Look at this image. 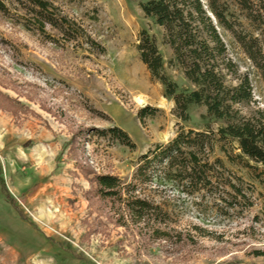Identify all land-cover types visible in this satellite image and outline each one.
<instances>
[{
	"label": "rangeland",
	"instance_id": "1",
	"mask_svg": "<svg viewBox=\"0 0 264 264\" xmlns=\"http://www.w3.org/2000/svg\"><path fill=\"white\" fill-rule=\"evenodd\" d=\"M46 1L74 24L70 35L49 27L38 32L16 5L8 6L9 16L0 14V97L12 108L0 109V171L16 207L0 193V264H264L260 169L235 159L234 146L223 153L214 138L211 151L197 153L200 174L193 180L165 164L138 176L140 157L178 132L220 127L194 105L188 121H178L163 86L140 62L136 46L144 31L155 41L163 74L178 91L190 90L171 63L163 30L141 13L145 0ZM230 10L248 29L242 13ZM217 32L264 110L258 73L231 36ZM112 128L133 149L99 133ZM79 130L87 139L78 166L69 150ZM81 168L117 177L156 210L133 221L93 197Z\"/></svg>",
	"mask_w": 264,
	"mask_h": 264
},
{
	"label": "trees",
	"instance_id": "2",
	"mask_svg": "<svg viewBox=\"0 0 264 264\" xmlns=\"http://www.w3.org/2000/svg\"><path fill=\"white\" fill-rule=\"evenodd\" d=\"M15 5L21 8L24 16L37 23L38 32L43 33L44 28L49 27L66 37L75 28L65 17L55 16L56 9L46 0H0V14L9 16L8 6ZM231 6L242 13L248 29L231 12ZM139 8L146 19L163 30V42L173 57L171 63L180 69L191 87L190 90L178 91L162 72V61L154 39L141 32L136 46L139 60L150 77L163 86L164 98L173 102L174 117L187 122L188 108L194 105L203 107L206 116L219 123L220 127L216 132H178L167 146L157 147L140 157L143 164L138 169V176L145 174L152 165L165 164L167 168L182 170L188 179L193 180L200 174L197 171V153L204 155L211 151L216 138L222 144L220 149L223 153H226L225 146H234L238 151L235 159L254 171L259 168L258 177L264 186V110L253 100L248 76L239 74L217 32L219 28L231 36L264 86V0H145ZM0 101L3 102L0 109L12 112L7 104L9 100L0 97ZM144 113L145 109L138 113V120L146 116ZM99 133L101 136L109 135L122 146L134 147L128 136L117 128ZM86 139L87 132L80 130L71 138L69 155L78 166V161L83 158L82 148ZM248 162L254 166H248ZM204 163L202 167L207 169V161ZM81 173L91 184L94 198L117 205L135 222L156 210L138 199L135 189L117 177L91 174L87 168H81ZM0 193L16 210L1 171Z\"/></svg>",
	"mask_w": 264,
	"mask_h": 264
},
{
	"label": "bare ground",
	"instance_id": "3",
	"mask_svg": "<svg viewBox=\"0 0 264 264\" xmlns=\"http://www.w3.org/2000/svg\"><path fill=\"white\" fill-rule=\"evenodd\" d=\"M137 101H138L139 103H141V101H140L139 99H137Z\"/></svg>",
	"mask_w": 264,
	"mask_h": 264
}]
</instances>
